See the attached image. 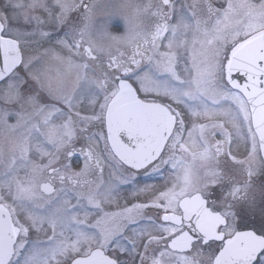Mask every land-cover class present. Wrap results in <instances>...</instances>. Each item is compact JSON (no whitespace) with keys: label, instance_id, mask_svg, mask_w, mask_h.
<instances>
[{"label":"snow or ice","instance_id":"1","mask_svg":"<svg viewBox=\"0 0 264 264\" xmlns=\"http://www.w3.org/2000/svg\"><path fill=\"white\" fill-rule=\"evenodd\" d=\"M258 177L264 0H0V264H264Z\"/></svg>","mask_w":264,"mask_h":264},{"label":"flooded vegetation","instance_id":"2","mask_svg":"<svg viewBox=\"0 0 264 264\" xmlns=\"http://www.w3.org/2000/svg\"><path fill=\"white\" fill-rule=\"evenodd\" d=\"M45 63L51 64V72L53 75H55L56 72V66L51 62V61H47L45 60ZM159 178L158 177H147L144 176L143 174H141L140 176L137 177V181H138V186L142 187L144 184H149L152 183L154 185H157ZM262 181H264V178H256L255 179V183H254V188H253V192L252 195L255 196L257 203L259 204L261 202V191H260V187H261V183ZM129 190L130 191V186H124L123 191ZM121 200L120 203L123 205L125 203L128 202H132L134 201V197L132 196L131 192L128 194H121Z\"/></svg>","mask_w":264,"mask_h":264},{"label":"rangeland","instance_id":"3","mask_svg":"<svg viewBox=\"0 0 264 264\" xmlns=\"http://www.w3.org/2000/svg\"><path fill=\"white\" fill-rule=\"evenodd\" d=\"M116 26H118V25H116ZM144 185H145V184H144ZM144 185H143V186H144ZM148 185H154V184L149 183ZM130 192H131V191H129V190L123 191V189H122L121 194L125 195V194H128V193H130Z\"/></svg>","mask_w":264,"mask_h":264}]
</instances>
